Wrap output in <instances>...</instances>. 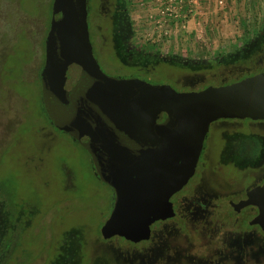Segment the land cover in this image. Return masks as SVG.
Wrapping results in <instances>:
<instances>
[{
	"label": "flooded vegetation",
	"instance_id": "1",
	"mask_svg": "<svg viewBox=\"0 0 264 264\" xmlns=\"http://www.w3.org/2000/svg\"><path fill=\"white\" fill-rule=\"evenodd\" d=\"M47 1L48 19L43 0H0V60L5 64L0 68L10 75L23 64L27 74L38 63L44 112L22 119L0 110V264H264V230L245 227L222 210L229 204L234 209V195L264 184V124L232 119L211 125L188 184L184 223L162 222L147 253L142 246L138 252L121 253L106 242L102 228L111 214L98 231L78 216L66 224L67 214H73L69 207L81 205L78 215L87 218L83 215L95 211L92 198L102 191L86 180L84 166L77 163L76 148L88 151L51 121L45 107L42 73L56 0ZM87 1L94 56L99 64L98 57H111L110 65L120 71L116 77L186 87L249 69L264 56V9L230 37L195 46L155 30L142 0ZM9 3L16 29L3 12ZM32 35L44 37L39 41ZM161 77L164 81L157 80ZM26 123L29 130H22ZM108 187L114 205L115 192Z\"/></svg>",
	"mask_w": 264,
	"mask_h": 264
},
{
	"label": "water",
	"instance_id": "2",
	"mask_svg": "<svg viewBox=\"0 0 264 264\" xmlns=\"http://www.w3.org/2000/svg\"><path fill=\"white\" fill-rule=\"evenodd\" d=\"M42 80L48 117L88 151L115 192L102 235L121 253L140 246L147 253L162 222L183 225L212 124H264V56L249 69L186 87L110 76L93 53L87 0H56ZM233 199L234 209L222 205L223 212L264 230V184Z\"/></svg>",
	"mask_w": 264,
	"mask_h": 264
},
{
	"label": "rangeland",
	"instance_id": "3",
	"mask_svg": "<svg viewBox=\"0 0 264 264\" xmlns=\"http://www.w3.org/2000/svg\"><path fill=\"white\" fill-rule=\"evenodd\" d=\"M196 1L197 4L190 5L187 3L186 5H183L182 10H180V6H178L179 4L175 0H142V3L144 15L147 20L151 22V25L155 30L168 35L174 40V42L190 43L195 46L208 45L230 37L232 34L246 26V24L264 9V0ZM13 8L14 5L9 3L8 5H5L3 12L7 14L9 18L11 29L12 27L16 29L19 24L15 23L17 18L14 16ZM190 9H192V12L188 13L187 10ZM42 10L43 13L47 15L48 19L51 10L48 1L44 2L43 0ZM41 32L43 34L45 33L44 30ZM40 36L41 35H36L35 39L39 41L41 39L43 40L44 36ZM40 54V52L36 54L37 60L41 59ZM110 58L108 56L107 61H104L101 57H98L97 59L100 61L102 70L106 74L115 76L120 71L116 69L115 64L113 65L112 62L110 65ZM19 63L21 62H18V64ZM33 63L35 64V62ZM3 65H5L4 61L0 60V67ZM36 66L38 67V63L32 65L31 69L28 70L26 74V72H24L26 68L23 67V64H19L10 75H8L9 70H6L3 74V71L0 68V110L1 108H4V110H7L9 113L14 111L15 114L22 119L24 115H26V119L37 118L38 115L43 116L44 112L43 104L41 102V89L39 79L36 77L38 70ZM4 77H6V84L3 83ZM157 80L164 81L162 77L157 78ZM17 94L21 97L19 98ZM3 122L6 123V120ZM27 126V123L23 124L21 126L22 130H27ZM76 149L78 150L76 155V157H78L77 163L79 166H84V171L88 178H86V180H90L89 183L91 182L95 184L96 187H99L102 191V195L92 198V209L95 211L83 215L87 218L78 215V213L80 214L79 209H81V205H72L69 207L67 211L72 212L73 214H67L68 218L66 219V224L70 223V218L73 216L76 218V216H78L80 220L87 219L94 230L98 231L112 212L113 205L111 191L107 185L95 179L92 173L88 153L80 146ZM24 155H27L26 151L24 152ZM14 172L17 171L15 170ZM21 173L24 175L23 172ZM30 177L33 178L32 176ZM26 179L28 182L29 178L26 177ZM36 184H38V181ZM80 186H83L81 180L79 181V187ZM84 205H87V203ZM79 231H81V229Z\"/></svg>",
	"mask_w": 264,
	"mask_h": 264
},
{
	"label": "built area",
	"instance_id": "4",
	"mask_svg": "<svg viewBox=\"0 0 264 264\" xmlns=\"http://www.w3.org/2000/svg\"><path fill=\"white\" fill-rule=\"evenodd\" d=\"M180 6V10L183 9V5H186L187 3L190 4V5H193V4H197V1L196 0H175ZM188 13L192 12V9L190 10H187Z\"/></svg>",
	"mask_w": 264,
	"mask_h": 264
}]
</instances>
